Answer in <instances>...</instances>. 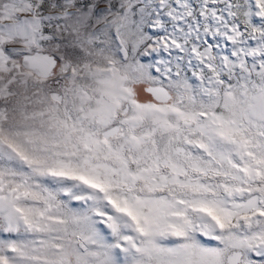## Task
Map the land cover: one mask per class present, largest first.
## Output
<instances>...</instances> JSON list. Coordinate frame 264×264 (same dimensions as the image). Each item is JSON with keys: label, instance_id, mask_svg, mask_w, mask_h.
<instances>
[{"label": "rangeland", "instance_id": "rangeland-1", "mask_svg": "<svg viewBox=\"0 0 264 264\" xmlns=\"http://www.w3.org/2000/svg\"><path fill=\"white\" fill-rule=\"evenodd\" d=\"M0 264H264V0H0Z\"/></svg>", "mask_w": 264, "mask_h": 264}]
</instances>
